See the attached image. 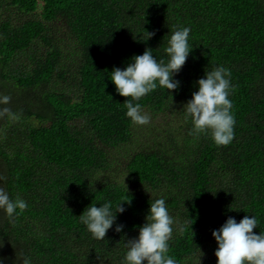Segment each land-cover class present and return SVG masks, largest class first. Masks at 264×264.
<instances>
[{
  "label": "trees",
  "instance_id": "16d2710c",
  "mask_svg": "<svg viewBox=\"0 0 264 264\" xmlns=\"http://www.w3.org/2000/svg\"><path fill=\"white\" fill-rule=\"evenodd\" d=\"M181 27L192 51L180 88L144 96L150 122L134 126L110 72L146 48L166 62ZM216 66L234 86L226 146L192 134L183 109ZM0 94L11 113L0 117V187L28 205L14 219L0 211L5 264H122L158 198L177 264H216L212 231L229 216L254 215L264 231V0H0ZM105 200L126 211L93 239L79 216Z\"/></svg>",
  "mask_w": 264,
  "mask_h": 264
},
{
  "label": "clouds",
  "instance_id": "9594fccd",
  "mask_svg": "<svg viewBox=\"0 0 264 264\" xmlns=\"http://www.w3.org/2000/svg\"><path fill=\"white\" fill-rule=\"evenodd\" d=\"M164 52L167 56L157 60L150 48L143 54L134 55L123 69L114 67L110 80L119 96L126 97L125 116L131 124L146 125L150 116L142 109L139 101L158 87L172 93L180 88V81L175 77L185 65L192 49L189 44L190 28L181 27L170 30ZM147 40L155 35L147 31ZM143 40V37L140 38ZM144 41V40H143ZM231 72L223 66L205 70L203 77L196 81L197 90L183 105L184 116L192 124L191 133H208L217 146H226L234 138L235 119L232 103L229 99L234 86L231 84ZM10 97L0 94V105H7ZM11 114L7 107L0 108V117ZM3 178L0 177V180ZM129 204L131 201H127ZM26 201L20 197L11 199L9 192L0 187V211L8 219H14L27 209ZM126 211L122 203L114 204L111 200L91 204L79 216L93 239L102 240L117 221V214ZM173 219L169 214L164 198L151 199L145 223L139 227L138 236L126 243V252L122 264H177L169 253V240L173 232ZM258 227L257 218L245 215L239 222L229 216L226 221L212 231L217 242L214 255L216 264H264V231H253ZM123 224H116L115 232L120 233ZM3 241H0V248ZM0 264L5 258L0 257ZM23 264H30L27 259Z\"/></svg>",
  "mask_w": 264,
  "mask_h": 264
},
{
  "label": "rangeland",
  "instance_id": "374dc122",
  "mask_svg": "<svg viewBox=\"0 0 264 264\" xmlns=\"http://www.w3.org/2000/svg\"><path fill=\"white\" fill-rule=\"evenodd\" d=\"M152 123H155V122H152ZM122 175V174H121Z\"/></svg>",
  "mask_w": 264,
  "mask_h": 264
}]
</instances>
